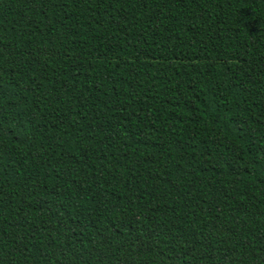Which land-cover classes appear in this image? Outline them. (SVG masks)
Wrapping results in <instances>:
<instances>
[{
    "label": "trees",
    "instance_id": "16d2710c",
    "mask_svg": "<svg viewBox=\"0 0 264 264\" xmlns=\"http://www.w3.org/2000/svg\"><path fill=\"white\" fill-rule=\"evenodd\" d=\"M0 264H264V0H0Z\"/></svg>",
    "mask_w": 264,
    "mask_h": 264
}]
</instances>
